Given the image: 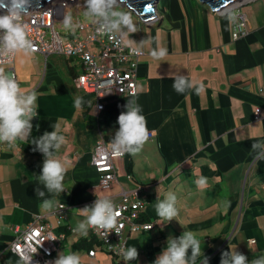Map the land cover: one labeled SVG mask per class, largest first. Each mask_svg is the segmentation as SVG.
<instances>
[{
	"label": "crops",
	"instance_id": "crops-1",
	"mask_svg": "<svg viewBox=\"0 0 264 264\" xmlns=\"http://www.w3.org/2000/svg\"><path fill=\"white\" fill-rule=\"evenodd\" d=\"M193 1H159L158 21L148 23L120 3L137 28L129 36L135 44L123 42L144 53L138 59L134 99L153 137L139 153L114 160L117 181L108 193L98 188L100 176L91 154L100 138L110 140L118 128L97 122L93 96L75 85L82 72L79 59L33 53L27 58L15 55L12 68L0 65L6 73L12 70L22 92L37 94V117L31 121L29 139L51 132L53 125L59 127L65 143L56 157L66 169L65 191L49 194L37 179L43 154L24 141L14 149L0 145V250L13 241L12 227L24 228L35 216L46 215L60 204L65 217L46 218L55 234L65 235L49 264L60 253L70 252L79 255L80 264H153L168 237H179L184 231L194 232L202 242L208 264H220L221 253L228 250L249 261L264 256V156L251 148L253 143L264 144V0L241 7H245L241 13L248 32L236 41L231 11L218 15ZM160 48L166 49V56L154 59L151 52ZM179 75L195 86L203 84L204 91L197 94L194 87L176 93L172 84ZM77 97L87 99L90 119L84 116L85 108L74 106ZM256 109H260L258 120ZM201 176L207 177L203 189L195 184ZM38 186L44 197L36 196ZM136 188L144 189V222L155 223L147 232L124 231L126 248L137 249L136 260L117 259L106 252L91 229L87 236L73 231L84 219L78 210L96 198L117 203L122 191ZM169 192L177 197L178 215L167 222L157 216L154 205ZM44 200L56 203L46 210ZM90 251H95L94 257L88 255ZM33 259L30 264H38L37 256ZM4 263L24 264L10 251H5Z\"/></svg>",
	"mask_w": 264,
	"mask_h": 264
},
{
	"label": "clouds",
	"instance_id": "clouds-1",
	"mask_svg": "<svg viewBox=\"0 0 264 264\" xmlns=\"http://www.w3.org/2000/svg\"><path fill=\"white\" fill-rule=\"evenodd\" d=\"M32 4L33 0H0V55L11 54L27 58L33 54L34 48L27 35V26L22 22ZM83 8V17L96 25L98 36H107L117 45L124 40L129 45L135 44L129 36L137 32L136 25L131 15L121 9L120 0H84ZM61 23L66 30L74 31L77 27L71 12L63 15ZM132 52L141 54L139 47L132 48ZM166 54L164 48L151 52V56L157 60L163 59ZM194 87L197 94L204 91L203 84L195 86L183 75L176 76L172 84L173 90L178 94ZM36 100L35 91L22 92L14 74L6 73L0 68V145H5L7 149L16 148L18 141L34 145V151L42 153L44 157L41 173L37 176L39 183L49 194L60 195L65 191L63 181L66 169L56 157V152L65 143V137L60 134L59 127L53 125L51 132L29 139L33 129L31 121L37 117ZM83 103V98L77 97L74 106L80 108ZM124 108L117 118L118 130L108 145L111 154L116 157L139 153L149 137L146 118L141 114L142 109L136 100L129 99ZM251 148L258 156H264V144L253 143ZM195 184L201 189L207 187V177L201 176ZM35 194L37 197H44L45 191L38 186ZM176 202L177 197L171 192L163 200L156 201L154 207L157 216L162 221L174 220L178 215ZM55 203L54 200H44L42 206L49 210ZM78 211L83 214L84 219L73 229L74 232L87 236L88 230L93 229L107 237L116 229V234H119L117 218L120 212L111 199L96 198L92 205ZM32 251L35 253V249ZM120 253L125 261H133L138 257L136 247L121 248ZM201 257L200 264H208V258L202 251V242L194 232L184 231L179 237H168L165 249L153 264H197ZM22 260L24 264H30L32 259L22 256ZM54 264H80V257L75 252L60 253ZM220 264H264V256L249 261L245 255L228 250L221 253Z\"/></svg>",
	"mask_w": 264,
	"mask_h": 264
},
{
	"label": "built area",
	"instance_id": "built-area-1",
	"mask_svg": "<svg viewBox=\"0 0 264 264\" xmlns=\"http://www.w3.org/2000/svg\"><path fill=\"white\" fill-rule=\"evenodd\" d=\"M75 4L78 6L76 0H53L38 10L29 11L22 22L27 26V35L34 48L33 53L43 57L61 55L79 59L82 72L76 76L75 85L86 95L93 96V108L96 115H99L104 110L106 102L112 99L135 98L138 59L144 53L140 50L141 54H133V47L126 46L123 41L117 45L107 36H98L95 24L88 20L81 21L78 17L75 21L77 27L74 31H69L65 36L67 40L63 41L61 34L55 30V24L57 21L61 22L63 15L68 13ZM226 10L215 11V13L223 15ZM229 10L233 13L232 39L236 41L247 34V19L238 6L231 7ZM156 21L158 16L155 13L153 22ZM14 60L15 55H0V65L12 68ZM9 72L14 74L12 70ZM259 118L260 109H256L255 120ZM152 137V133H149L148 139ZM109 143L110 141L100 138L91 154V164L100 176L98 188L105 193L110 192L117 181L114 160L126 155L121 157L112 155L108 148ZM143 192L142 188L129 192L122 191L120 201L114 203L120 212L117 218L118 235L116 229H113L107 237L91 229L105 251L117 259L123 258L120 249L126 248L123 238L126 229L132 233H140L155 227V223H147L141 219L146 206V202L141 197ZM49 215L56 216L58 221L62 220L66 215L64 205H57L46 215L35 216L24 228L12 227L14 239L7 244L5 250H0V264H9L4 263L5 251H10L22 262H24L22 256L31 257L30 263L34 262L33 256H37L36 263L49 264L48 260L60 250L65 239L63 233L53 232L51 223L46 221ZM32 249H35V253ZM88 255L94 257L95 251H90Z\"/></svg>",
	"mask_w": 264,
	"mask_h": 264
},
{
	"label": "water",
	"instance_id": "water-1",
	"mask_svg": "<svg viewBox=\"0 0 264 264\" xmlns=\"http://www.w3.org/2000/svg\"><path fill=\"white\" fill-rule=\"evenodd\" d=\"M53 0H33L32 8L30 11L38 10L45 4ZM160 0H120V3L126 7V9L136 16L140 21L148 23L155 18L156 5ZM202 5H206L213 12L227 9L222 15H228L230 10L227 8L229 5L236 3L239 4L238 8L244 6V4L253 0H197Z\"/></svg>",
	"mask_w": 264,
	"mask_h": 264
},
{
	"label": "trees",
	"instance_id": "trees-1",
	"mask_svg": "<svg viewBox=\"0 0 264 264\" xmlns=\"http://www.w3.org/2000/svg\"><path fill=\"white\" fill-rule=\"evenodd\" d=\"M129 99H132V98L122 97V98H115V99L110 100L109 102H107L105 104L104 110L99 113L96 121L100 122V123L108 124L113 128H118L119 126L117 124V118H118L119 114L125 110L124 106ZM83 100H84V103L82 105V108L86 109V111L84 112V116L87 118V115H88L90 108L88 106L87 99L83 98ZM88 119H90V117L87 118V120ZM111 140H112V138H110V140H108V141H111ZM141 219H142V221H144L142 216H141ZM93 238L95 239L96 237L94 236Z\"/></svg>",
	"mask_w": 264,
	"mask_h": 264
},
{
	"label": "rangeland",
	"instance_id": "rangeland-1",
	"mask_svg": "<svg viewBox=\"0 0 264 264\" xmlns=\"http://www.w3.org/2000/svg\"><path fill=\"white\" fill-rule=\"evenodd\" d=\"M165 1H166V0H160V3H164ZM193 2H196V0L193 1ZM76 3L78 4V6H76V4H75V5H73V6L71 7V10L68 11V12H71V14H72V16H73V19H74V23H75L77 17H78L81 21H86V19L83 17V11H84L83 5H84V0H76ZM196 3H197V2H196ZM244 8H245V7H244ZM244 8H241V9L239 8V10L241 11V10H243ZM230 14H231V13H230ZM232 14H233V13H232ZM132 18H133V17H132ZM135 20H136V19H135ZM55 30L61 34V36H62V40H63V41H66V40H67V37H65V36L68 34V32H69L70 30H66V29H64L63 26H62V23H61V22H59V21L56 22V24H55Z\"/></svg>",
	"mask_w": 264,
	"mask_h": 264
},
{
	"label": "bare ground",
	"instance_id": "bare-ground-1",
	"mask_svg": "<svg viewBox=\"0 0 264 264\" xmlns=\"http://www.w3.org/2000/svg\"><path fill=\"white\" fill-rule=\"evenodd\" d=\"M238 5H239V4L234 3V4H232L231 6L229 5L227 8H231V7L238 6Z\"/></svg>",
	"mask_w": 264,
	"mask_h": 264
}]
</instances>
